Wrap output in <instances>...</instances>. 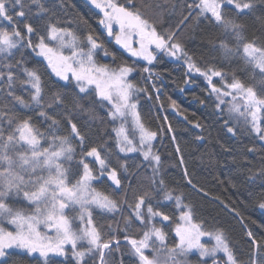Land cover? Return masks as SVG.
I'll use <instances>...</instances> for the list:
<instances>
[{
	"label": "trees",
	"instance_id": "1",
	"mask_svg": "<svg viewBox=\"0 0 264 264\" xmlns=\"http://www.w3.org/2000/svg\"><path fill=\"white\" fill-rule=\"evenodd\" d=\"M117 2L128 6V0ZM22 3L25 17L16 16L15 13L21 10L16 5L11 13L15 24H9L25 36V41L19 45L23 57L18 64V74L30 102L33 90L26 83L24 69L37 72L41 78L43 107L33 105L24 109L15 104L19 110L16 113L24 118L30 117L34 126L45 134L54 130L59 135H69V119L77 125L85 138L84 144L73 139L76 153L73 161L65 167L74 168L82 151L96 147L109 168L117 170L121 180L119 188L108 178L107 171L100 175L98 163L87 158L94 174L99 176L93 186L120 204L119 209L111 213L98 208L92 210L93 220L105 237L114 236L120 241L118 248L114 244L110 254L106 252L108 264H138V257L133 255L124 237L125 233L132 238L142 235L143 227L134 218L129 205H134L136 197L144 192L150 194L154 209L172 218L162 223L160 217L153 221L167 233L169 246L178 240L175 222L180 209L174 200L164 199L165 192H171L173 197L180 196L183 204L192 209L193 222L200 224L203 230L223 231L240 264H252L254 258L259 259L254 251V241L264 250V209L260 207L264 203V140L252 129L251 123L245 122V118L229 111L230 98H225L226 102L217 107V96L211 91L206 77L189 70L182 53L177 58L165 50H154L156 59L152 64L128 56L116 45L114 38H109L100 23L103 14L88 0H22ZM132 3L136 5L135 10L155 24L158 32H175L183 52L201 72L210 68L222 71L228 82L239 79L261 94L264 76L243 58L242 53L234 51L232 56H225L219 47L220 42H227L233 50L237 42L214 22L210 14H199L198 0H132ZM251 3L253 8L241 13L234 4L229 5L223 0L222 12L243 25L246 41L264 47V0H251ZM39 5L47 11L41 12ZM26 24L35 29L30 35L33 46L38 43L39 36L46 37L50 24H56L70 29L82 42L91 34L102 45L96 55L98 63L113 68L127 64L136 69L129 78L137 87L146 89L138 94L137 107L145 126L157 132L153 152L160 156L158 167L151 159H144L139 151L127 153L119 150L114 129L119 127L120 121L111 120L108 115L110 105L92 93L91 88L88 93H81L73 77L67 81L58 79L47 60L37 55L38 50L27 46ZM105 50L110 53L106 59L99 54ZM145 67L150 71L144 72ZM5 84L6 81L0 80V110L6 101L2 96ZM212 84L223 86L219 77H213ZM41 111L59 121V127L50 129L51 121L41 117ZM248 119L250 121V117ZM260 124L264 127V112L260 113ZM8 202L16 206L11 200ZM21 206L30 207L26 202ZM249 231L252 237L248 236ZM205 241L210 242L209 247L214 244L211 240ZM77 249L82 250V245L78 244ZM13 251L16 254L9 258V264H45V258L39 254ZM66 251L67 256L49 255L47 264H77L70 245L66 246ZM146 254L152 255L150 251ZM211 259L190 252L182 258V264H203V261L211 264ZM217 259L220 264H225L223 253H218ZM161 260H164L163 255ZM94 261L98 264L95 254L85 257V264Z\"/></svg>",
	"mask_w": 264,
	"mask_h": 264
},
{
	"label": "snow or ice",
	"instance_id": "2",
	"mask_svg": "<svg viewBox=\"0 0 264 264\" xmlns=\"http://www.w3.org/2000/svg\"><path fill=\"white\" fill-rule=\"evenodd\" d=\"M226 2L229 5L234 4L235 9L241 13L245 9L253 8L251 0ZM91 3L103 13L100 23L108 35H114L115 42L132 57L152 64L156 59L153 46L177 58L182 53L189 70L206 77L211 91L217 96V107L226 102L225 98H230L229 111L245 118V122L251 123L252 129L264 140V127H261L258 118V113L264 112V88L258 95L254 87L239 79L233 78L228 82L222 71L210 68L201 72L187 53L183 52L181 44L177 42L176 33L158 32L154 23H150L142 13L135 10L136 5L132 0H128V6L118 3L117 0H91ZM16 5L21 9L15 13L16 16L25 17L22 0H0V21L15 24L11 13ZM222 7L223 0H198L196 4L200 15L210 14L226 34L235 38V50L227 42H220L219 47L225 56H232L234 51L242 53L243 58L264 76V47L246 41L243 25L223 13ZM39 8L41 12L47 11L43 5H39ZM114 25L118 26L115 33ZM25 28L29 34L27 46L33 47L34 51L38 50L37 55L47 60L48 66L57 77L67 81L71 74L81 93H88L91 88L92 93L110 105L108 115L111 120L120 121L119 127L114 129L119 150L127 153L139 151L144 159H151L158 167L160 156L153 152V141L157 132L145 126L137 107L138 94L146 89L137 87L129 78L136 69L127 64L116 68L98 64L94 53L102 45L91 34L82 42L70 29L50 24L46 37L39 36L38 43L33 46L30 35L35 29L31 24H26ZM134 37L137 39L134 40ZM24 41L25 36L18 29L9 31L0 27V54H11ZM109 54L105 50V55ZM5 66L9 71L6 74L0 72V80L6 81L7 95L12 101L24 109L33 105L43 107L41 78L37 72L24 69L26 83L33 90L29 102L15 94L13 82L17 78L16 74L11 71L10 64ZM143 71L147 73L150 70L145 67ZM213 77H219L223 86L212 84ZM57 101L59 102L58 97ZM172 105L176 107L175 101H172ZM40 115L51 121L50 129L59 127V121L48 116L46 112L41 111ZM5 123L7 129L4 127ZM68 123L69 135H59L54 130L45 134L34 126L30 117H21L11 109L0 110V221H6L12 226L10 230L0 223V264H9V258L16 254L13 250H23L27 254L39 253L47 264L50 253L67 256L68 245L71 246V254L76 258L77 264H85V257L90 253L98 257V264H108L105 259L106 252L110 254L113 244L117 248L120 245V241L114 236L105 237L93 220V208L111 213L117 211L120 204L111 195L98 191L93 186L99 176L94 174L87 158L91 157L98 163L100 175L107 171L108 178L119 188L121 180L117 170L109 168L106 159L96 147L82 151L81 159L74 168L65 167L73 161L76 153L73 139L78 140L81 145L85 140L77 125L70 119ZM229 131L232 129L229 128ZM160 183L163 184V180ZM21 194L31 207H16L8 202L10 196ZM164 199L174 200L180 209L175 222V235L178 240L172 246L167 243V233L153 223L157 217L161 218V223L172 218L153 208L148 192L138 195L134 205H129L134 218L143 227L139 238L129 237L127 233L124 237L133 255L138 257V264H182V258L193 250L201 258H212L211 264H220L218 253H223L225 264H240L223 231L207 232L200 224L193 222L192 209L183 204L180 196L173 197L171 192H165ZM260 207L264 209V203ZM76 221L79 223H75ZM42 227L47 231H42ZM205 236L215 241L211 247L202 242ZM248 236L252 237L251 231ZM78 244L82 245V250L77 249ZM146 251H150L152 255L146 254ZM254 251L259 259L254 258L252 264H264V250L255 241ZM203 264H207V261H203Z\"/></svg>",
	"mask_w": 264,
	"mask_h": 264
},
{
	"label": "rangeland",
	"instance_id": "3",
	"mask_svg": "<svg viewBox=\"0 0 264 264\" xmlns=\"http://www.w3.org/2000/svg\"><path fill=\"white\" fill-rule=\"evenodd\" d=\"M90 3H91V0H88ZM92 4V3H91ZM95 8L96 6L94 4H92ZM98 9V8H97ZM100 12L101 10L98 9ZM102 13V12H101ZM103 14V13H102ZM0 27H4V28H7L9 31L12 30V27L9 25L8 22L6 21H0ZM105 29V28H104ZM106 30V29H105ZM113 30H114V33L116 31H118V26L117 25H114L113 26ZM107 32V30H106ZM108 34V33H107ZM109 36V35H108ZM109 38H114V35L113 36H109ZM134 40H136L137 38L134 37L133 38ZM115 40V39H114ZM116 43V42H115ZM116 45L122 49L128 56L132 57L130 53L127 52V50L123 49L120 45H118L116 43ZM136 46V45H134ZM154 50H158V49H155V47L153 46V51ZM67 51V50H65ZM98 51H99V48L95 50V53H94V59L96 60V55L98 56ZM101 56H107L105 55V53L103 51H101L99 53ZM23 57V49L21 46H18L16 49H13L11 54H0V72H3L6 74V70L9 71V68L6 67L5 65H11V71H13L15 74H16V77L19 78V80H15V82L13 83V89L15 91V94L18 95V96H22L26 101H28V94L27 92L24 90V85L22 84V80L20 79V75L18 74V64L20 63V60L21 58ZM136 60H139L141 62H144L146 64H148L146 61L140 59V58H136V57H132ZM97 62V61H96ZM98 63V62H97ZM100 64V63H98ZM103 64V63H102ZM110 66V65H108ZM111 67V66H110ZM113 68V67H112ZM56 76V75H55ZM57 77V76H56ZM72 77L71 74H69V78ZM58 79H61L60 77H57ZM62 80V79H61ZM5 82V81H4ZM6 86L4 87V94H2V96H4L5 98V106L2 110H14L15 112H18L19 110L17 109L16 105H15V102L12 101L11 97H9L7 95V92H8V87H7V84H5ZM258 118H260V113H258ZM4 127L7 129V124L4 125ZM22 199V200H21ZM9 200H11V202H14L16 204V207H19L20 205H24V202L28 203L27 201L24 200V198L21 196H10L9 197ZM24 201V202H23ZM29 205V204H28ZM22 207V206H21ZM31 207V206H30ZM71 215V214H70ZM0 223L3 224L4 227L6 228H9L10 230L12 229V226L7 224L6 221H0ZM42 231H47V229H44L43 227L41 228ZM49 235H52L51 232L48 233ZM205 240H211L215 243L214 240H212L210 237H203L202 238V242L204 243H207L209 246H210V242H206ZM193 253H198L197 251L193 250L192 251ZM35 254H39V253H35ZM52 253H50L49 255H51Z\"/></svg>",
	"mask_w": 264,
	"mask_h": 264
},
{
	"label": "water",
	"instance_id": "4",
	"mask_svg": "<svg viewBox=\"0 0 264 264\" xmlns=\"http://www.w3.org/2000/svg\"><path fill=\"white\" fill-rule=\"evenodd\" d=\"M104 59H106V57H105ZM113 245H114V244H113Z\"/></svg>",
	"mask_w": 264,
	"mask_h": 264
}]
</instances>
